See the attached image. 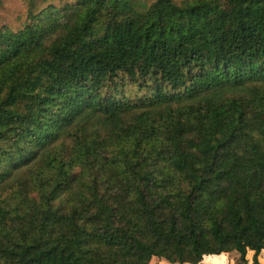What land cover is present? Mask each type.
Returning <instances> with one entry per match:
<instances>
[{
    "label": "trees",
    "instance_id": "trees-1",
    "mask_svg": "<svg viewBox=\"0 0 264 264\" xmlns=\"http://www.w3.org/2000/svg\"><path fill=\"white\" fill-rule=\"evenodd\" d=\"M49 14L0 30V264H258L264 0Z\"/></svg>",
    "mask_w": 264,
    "mask_h": 264
},
{
    "label": "rangeland",
    "instance_id": "rangeland-1",
    "mask_svg": "<svg viewBox=\"0 0 264 264\" xmlns=\"http://www.w3.org/2000/svg\"><path fill=\"white\" fill-rule=\"evenodd\" d=\"M81 0H0V30L10 29L16 31L31 23L37 22L38 14L41 12L50 18L56 17L57 27L52 30L44 39V45L50 44L63 32V25L59 21L68 18L72 9L80 4ZM130 3L140 11H143L155 0H129ZM186 0H173L178 5H182ZM46 24L49 21L44 20ZM42 23V22H40ZM129 94H136L138 90L135 86H128Z\"/></svg>",
    "mask_w": 264,
    "mask_h": 264
},
{
    "label": "crops",
    "instance_id": "crops-1",
    "mask_svg": "<svg viewBox=\"0 0 264 264\" xmlns=\"http://www.w3.org/2000/svg\"><path fill=\"white\" fill-rule=\"evenodd\" d=\"M252 250H248L246 253V259L248 261V264L252 263ZM258 264H264V248L261 249L260 253L257 256ZM149 264H170L169 262L160 259L157 256H152ZM174 264H180V263H174ZM182 264H191V263H182ZM199 264H244L240 260V254L237 250H231L228 252H223L221 254L215 255V254H208L204 255L201 262Z\"/></svg>",
    "mask_w": 264,
    "mask_h": 264
}]
</instances>
